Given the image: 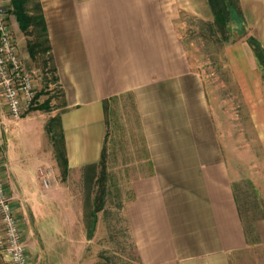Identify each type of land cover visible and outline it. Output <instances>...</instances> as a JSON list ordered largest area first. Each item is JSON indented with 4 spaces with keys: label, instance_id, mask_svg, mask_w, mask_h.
<instances>
[{
    "label": "crops",
    "instance_id": "0c3cea01",
    "mask_svg": "<svg viewBox=\"0 0 264 264\" xmlns=\"http://www.w3.org/2000/svg\"><path fill=\"white\" fill-rule=\"evenodd\" d=\"M0 3L10 5V0ZM32 3L42 11L54 85L62 92L58 116L66 179H83L84 167L100 160L107 107L115 98L133 94L149 166L131 178L122 212L140 264H230L232 254L247 246L246 230L202 80L190 69L175 28L184 14L212 20L208 0H29L28 5ZM239 6L243 29L264 48V0H239ZM13 19L19 32L12 13ZM245 45L251 48L248 40ZM237 57L240 65L251 66L243 54ZM240 65L234 72L248 103ZM257 111L261 117L263 108ZM38 112L28 109L11 120L0 92L1 172L23 237L30 231L27 222L54 202L47 195L36 203L39 187L77 202L68 181L53 178L51 167H59L46 124L39 125L52 155L33 173L23 172L18 153L31 146L25 142L26 130L40 119ZM44 168L50 171L48 188L41 181Z\"/></svg>",
    "mask_w": 264,
    "mask_h": 264
},
{
    "label": "rangeland",
    "instance_id": "374dc122",
    "mask_svg": "<svg viewBox=\"0 0 264 264\" xmlns=\"http://www.w3.org/2000/svg\"><path fill=\"white\" fill-rule=\"evenodd\" d=\"M32 7L30 4L28 10L32 11ZM14 21L11 20L10 24L18 52L34 82L37 99L33 105H46L47 109L38 112L40 119L28 125L25 142L31 145L29 150L18 153L24 161L23 172L33 173L38 166L45 164V156L52 155L51 148H46V137L39 124L45 125L50 118L57 117L63 100L61 89L54 85V74L43 65L46 56L34 60L29 56L27 43L33 41L34 35L22 32L19 26L18 32ZM200 21L208 22L193 19L188 14L180 15L175 28L190 69L202 80L246 230L247 246L232 254L230 264H264V68L251 48L245 45L250 36L243 25L231 22L229 43L219 45L200 36ZM19 40L26 43V48ZM239 54L244 55L250 67L240 65ZM238 65L247 79L248 103L236 81L238 74L234 68ZM257 92L262 99L255 98ZM258 108H263L262 118ZM106 124L107 192L104 210L97 214L92 239L85 237L87 210L83 203L82 179H62L60 168L51 167L57 182L68 181L77 202H70L64 195L53 196L51 190L43 191L39 187L35 202L41 204L47 195L54 202H50L49 209L43 206L45 211L42 209L27 222L30 231H26L24 241L31 264H140L122 212L123 202L130 196L131 178L144 174L149 166L133 94H124L111 101L106 111ZM43 170L44 175H49L50 171ZM0 264L9 263L0 258Z\"/></svg>",
    "mask_w": 264,
    "mask_h": 264
},
{
    "label": "trees",
    "instance_id": "16d2710c",
    "mask_svg": "<svg viewBox=\"0 0 264 264\" xmlns=\"http://www.w3.org/2000/svg\"><path fill=\"white\" fill-rule=\"evenodd\" d=\"M28 4L29 0H10V7L12 13L15 15L19 29L24 33L34 35L33 41L27 43L30 58L34 60L38 56H46L43 59V65L55 76V66L50 53L51 49L42 11L38 3H32V11H29ZM208 5L212 13V20L208 22L200 21V36L219 45L228 44L231 37L229 24L234 22L243 25L239 0H208ZM248 43L255 54V58L259 60V63L264 68V48L252 36L248 37ZM52 79L54 82L56 81L55 77H52ZM30 110L47 111L46 105H32ZM46 132L51 137L54 157L60 168L62 179H65L68 172V163L63 129L59 116L49 119L46 123ZM105 168L106 156L104 148L100 160L86 165L83 169V203L87 210L86 235L88 238H92L95 231L97 214L103 211L105 207L107 192Z\"/></svg>",
    "mask_w": 264,
    "mask_h": 264
},
{
    "label": "built area",
    "instance_id": "2783aa9c",
    "mask_svg": "<svg viewBox=\"0 0 264 264\" xmlns=\"http://www.w3.org/2000/svg\"><path fill=\"white\" fill-rule=\"evenodd\" d=\"M10 5L0 3V92L11 120L17 121L33 105L36 91L30 72L20 58L10 24ZM0 164V258L9 264H31L20 220L15 213ZM44 188L47 174L41 176Z\"/></svg>",
    "mask_w": 264,
    "mask_h": 264
}]
</instances>
